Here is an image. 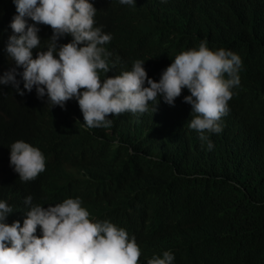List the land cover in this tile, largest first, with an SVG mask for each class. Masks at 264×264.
<instances>
[{
  "label": "trees",
  "instance_id": "1",
  "mask_svg": "<svg viewBox=\"0 0 264 264\" xmlns=\"http://www.w3.org/2000/svg\"><path fill=\"white\" fill-rule=\"evenodd\" d=\"M110 1L98 7L89 0L95 26L112 37L104 47L115 67L101 71V80L140 60L158 82L176 55L201 41L241 58L242 82L231 89L222 131L205 133L214 145L208 150L188 127L187 89L173 105L156 104L154 113L125 112L109 116V128H88L75 99L72 117L71 100L61 109L38 98L35 88L20 96L0 85V202L13 209L6 223L23 225L28 196L37 204L53 201L69 172L84 189L70 185L69 195L80 196L94 216L127 228L140 247L139 264L164 251L173 264H264V0ZM16 14L13 0H0V74L23 71L5 51ZM36 27L41 49L32 50L34 59L52 36L48 26ZM69 42L65 36L58 44ZM16 80L24 91L21 76ZM20 140L57 159L28 188L6 167L11 144Z\"/></svg>",
  "mask_w": 264,
  "mask_h": 264
},
{
  "label": "clouds",
  "instance_id": "2",
  "mask_svg": "<svg viewBox=\"0 0 264 264\" xmlns=\"http://www.w3.org/2000/svg\"><path fill=\"white\" fill-rule=\"evenodd\" d=\"M164 2V0H162ZM16 15L9 27L6 53L16 69L0 74V85H12L17 94L35 88L38 98L47 97V104L61 109L73 99L78 103L84 124L88 128H109L112 119L125 112L143 115L164 100L173 105L183 89L190 95L183 102L191 106L188 127L199 133V139L207 143L208 150L214 145L205 133H220V120L227 114L233 87H238L242 76L241 58L229 50H210L206 41L198 48L182 51L162 72L158 82L148 78L144 61L133 62L130 71L101 80L99 73H108L111 53L104 45L112 37L95 26L97 10L89 0H13ZM99 7L110 0H95ZM120 4L135 6V0H119ZM30 19L33 24L29 25ZM48 26L52 36L47 39L46 51H38L33 58L32 50L41 49L40 29ZM70 36L71 42L58 44ZM20 75L23 89H19ZM227 77V78H226ZM147 84V86H145ZM51 107V108H52ZM57 159L22 140L10 146L11 175L21 188H28L38 181ZM61 194L47 204L32 202L23 225L15 221L6 223L13 212L6 202H0V264H139L141 250L129 231L107 219L94 216L87 202L79 196L71 197L74 190L84 191L68 172ZM32 187V186H31ZM51 197V196H50ZM170 251L153 255L147 264H173Z\"/></svg>",
  "mask_w": 264,
  "mask_h": 264
},
{
  "label": "rangeland",
  "instance_id": "3",
  "mask_svg": "<svg viewBox=\"0 0 264 264\" xmlns=\"http://www.w3.org/2000/svg\"><path fill=\"white\" fill-rule=\"evenodd\" d=\"M4 167L3 166H0V174L3 175L4 173Z\"/></svg>",
  "mask_w": 264,
  "mask_h": 264
}]
</instances>
